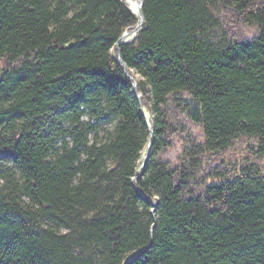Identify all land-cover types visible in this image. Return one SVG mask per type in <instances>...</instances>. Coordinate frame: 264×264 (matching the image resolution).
<instances>
[{
    "label": "trees",
    "instance_id": "16d2710c",
    "mask_svg": "<svg viewBox=\"0 0 264 264\" xmlns=\"http://www.w3.org/2000/svg\"><path fill=\"white\" fill-rule=\"evenodd\" d=\"M142 10L122 42L121 0H0V264H264V0ZM182 113L205 140L171 164Z\"/></svg>",
    "mask_w": 264,
    "mask_h": 264
},
{
    "label": "rangeland",
    "instance_id": "374dc122",
    "mask_svg": "<svg viewBox=\"0 0 264 264\" xmlns=\"http://www.w3.org/2000/svg\"><path fill=\"white\" fill-rule=\"evenodd\" d=\"M124 5L130 10L129 8V4L126 3V0H121ZM137 1V0H136ZM142 1V6H143V0ZM131 11V10H130ZM143 11V10H142ZM131 13L136 16L139 19V22L136 25L135 29H131V30H127V35H129V37L126 38H122L120 39V41L122 42H129L134 38V35L136 33V30L138 28H140V26L142 25V23L144 22V15H143V22L141 23L140 26H138V24L141 22V17L140 14L139 16L135 15L132 11ZM242 30L245 32L246 35H251L253 33H255V28L246 24L242 25ZM3 62V63H2ZM4 60L1 61V65L2 68L4 70ZM2 70V72H3ZM128 71V70H127ZM129 74V71H128ZM135 83V82H134ZM133 83V90L132 92L134 93L136 99L139 102V109L140 111L143 113V109L142 107L148 112L147 116H149V122H151L152 120V113L148 107V105L141 103V93L137 90V85L135 86ZM145 115V114H144ZM179 121L183 124L182 127H184V131H181L180 133H175L174 135H172L171 137V144L170 146L166 147L165 150H163L160 153V157L163 160H166L168 162H170L171 164H176L178 162V159L180 158L183 150L185 149L186 146H189L193 143H201L205 140V135H204V131L200 125V123L195 122L191 117H189L186 113H182L181 115H179ZM109 124H112V122H110ZM108 124V125H109ZM92 139V136H91ZM253 139H251L250 137H246V136H242L240 137L238 140L234 141L232 145H230L224 152L220 153V155L216 158V160H213L212 165H216L219 164V158L224 159L226 163L232 161V162H242L244 161V159H248V160H254V156L253 154H251L252 149L250 147H252L251 145L254 143L252 142ZM147 148V147H146ZM146 152V149H145ZM145 152L141 155V158L138 161V171L140 173H142L144 171H142L143 168V162H144V158H145ZM150 155V154H149ZM148 161V160H147ZM146 167V166H145ZM138 190H140L139 187H137ZM141 193L146 196L143 191H141ZM149 197V195H148ZM23 202L25 203V205L29 204V199L26 196H23ZM154 208L156 207V203L153 202L152 203ZM43 223L45 225H48L47 221H43ZM60 229L62 231H66L65 227H60ZM136 253V252H135ZM134 253V254H135ZM131 257H129L128 259H130Z\"/></svg>",
    "mask_w": 264,
    "mask_h": 264
},
{
    "label": "water",
    "instance_id": "95a60500",
    "mask_svg": "<svg viewBox=\"0 0 264 264\" xmlns=\"http://www.w3.org/2000/svg\"><path fill=\"white\" fill-rule=\"evenodd\" d=\"M139 1V14H140V17H141V22L138 24V26H140L141 25V23L143 22V11H142V1L141 0H138ZM125 33H123L122 35H121V37H120V39H122V38H124L125 37ZM74 44V42L73 41H71L70 43H67L66 44V46H71V45H73ZM124 69H125V71H126V73H128V71H127V67L126 66H124ZM2 70H3V68H2V65H1V62H0V75L2 74ZM130 75V74H129ZM134 85L136 86V83H134ZM153 134V133H152ZM151 144H152V140H150L149 141V143H148V148H147V151H146V155H145V158H144V162H143V168H142V171H143V169L145 168V166H146V163H147V160H148V158H149V154H150V150H151ZM144 193V192H143ZM145 194V193H144ZM146 196H147V194H145ZM148 197V196H147ZM156 206V205H155ZM130 259H128L127 261H129ZM126 264V263H125Z\"/></svg>",
    "mask_w": 264,
    "mask_h": 264
},
{
    "label": "bare ground",
    "instance_id": "6f19581e",
    "mask_svg": "<svg viewBox=\"0 0 264 264\" xmlns=\"http://www.w3.org/2000/svg\"><path fill=\"white\" fill-rule=\"evenodd\" d=\"M126 3L127 4H129V8H130V10L135 14V15H137V16H139V1L137 0H126ZM125 34H127V32L125 31L124 32ZM129 37V35H127V36H125L124 38H128ZM0 62H1V60H0ZM142 109H143V112H144V114L146 115V117L148 118V116H147V111L142 107ZM151 131V134H152V130H150ZM153 135V134H152ZM147 148H148V144H147ZM147 148H146V151H147ZM145 154H146V152H145Z\"/></svg>",
    "mask_w": 264,
    "mask_h": 264
}]
</instances>
